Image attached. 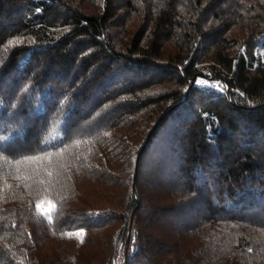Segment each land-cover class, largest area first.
<instances>
[{"label":"trees","instance_id":"trees-1","mask_svg":"<svg viewBox=\"0 0 264 264\" xmlns=\"http://www.w3.org/2000/svg\"><path fill=\"white\" fill-rule=\"evenodd\" d=\"M0 264H264V0H0Z\"/></svg>","mask_w":264,"mask_h":264},{"label":"snow or ice","instance_id":"snow-or-ice-1","mask_svg":"<svg viewBox=\"0 0 264 264\" xmlns=\"http://www.w3.org/2000/svg\"><path fill=\"white\" fill-rule=\"evenodd\" d=\"M196 83L199 84V85H205V84H208L207 81H203V80H196ZM210 86H212V85H210ZM75 235H77V236H82L83 233H82V232H77V233H75Z\"/></svg>","mask_w":264,"mask_h":264}]
</instances>
